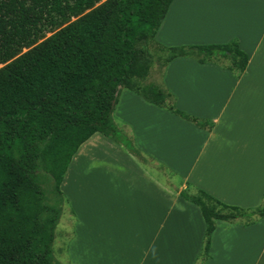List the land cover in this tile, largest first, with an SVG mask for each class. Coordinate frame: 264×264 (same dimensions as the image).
Instances as JSON below:
<instances>
[{"label":"crops","instance_id":"crops-1","mask_svg":"<svg viewBox=\"0 0 264 264\" xmlns=\"http://www.w3.org/2000/svg\"><path fill=\"white\" fill-rule=\"evenodd\" d=\"M234 39L248 55L240 75L176 56L157 84L210 128L120 86L114 118L146 160L100 130L78 147L59 185L67 264H198L207 224L182 190L264 205V0H173L155 33L167 52ZM206 264H264V217L216 220Z\"/></svg>","mask_w":264,"mask_h":264},{"label":"trees","instance_id":"trees-1","mask_svg":"<svg viewBox=\"0 0 264 264\" xmlns=\"http://www.w3.org/2000/svg\"><path fill=\"white\" fill-rule=\"evenodd\" d=\"M172 1L105 0L40 41L30 43L28 50L0 67V264H63L54 258L53 250L62 209L48 201L40 182L48 155L54 158L52 163L56 162L51 166L56 178L54 193L63 202L59 185L68 162L96 131L110 135L141 161L146 160L114 118L121 85L191 122L213 126V122L177 108L166 88L139 83L152 64L148 44H156L155 33ZM85 3L86 0H7L0 12L2 19L23 26L21 31L30 34L34 29L29 19L34 15L40 23L51 10L68 18L69 14L82 12ZM57 20L52 19L51 24ZM11 33L5 34L4 40H11L10 35L16 38ZM176 56L215 62L237 75L245 71L248 63V55L237 39L172 47L164 61ZM221 58L231 64L220 63ZM181 194L201 208L207 224L198 264H206L216 220L257 217L248 224L264 217V205L254 209L228 205L203 190H182Z\"/></svg>","mask_w":264,"mask_h":264},{"label":"rangeland","instance_id":"rangeland-1","mask_svg":"<svg viewBox=\"0 0 264 264\" xmlns=\"http://www.w3.org/2000/svg\"><path fill=\"white\" fill-rule=\"evenodd\" d=\"M104 1L105 0H86V3H85L86 6L83 8L82 12L80 11V13H78V14L77 13L69 14L70 16L68 15L69 16L68 18H63V16H62L63 14H60V13L55 15V14H53V11L51 10L49 13H47L48 15L46 14L47 18L44 19L43 22H42V18H41V23H40L39 18L36 15H34L33 17H31V19H29V22L31 23L30 27H32L34 29V30H32L33 33H30V34H29V31L28 32L26 30L21 31L20 28L23 26L20 27L16 23H11L8 20L2 19L4 15L0 12V62L5 63L9 60H12L17 55L28 50L30 48L31 44H34L35 42L40 41V39L42 37L50 35L52 33V31H54L60 25L66 23L67 21H69L71 19L76 18L79 14H81L83 12H87L90 9L95 8L97 5L101 4ZM56 17L58 18V20H57L58 22L55 25H52L51 20L55 19ZM41 25L44 27H42ZM4 32H6V33H4ZM39 32L42 33V35L40 34L41 36L38 35L34 39L31 38V36L33 37V35H35ZM7 33H11L16 38H14L10 35L9 38L11 40H4V38H6L5 34H7ZM26 35H28V36H26ZM12 40H15V41H12ZM26 42H28V43H26ZM147 49L152 53L151 54L152 55L151 58H153L152 64L150 66L149 72L146 75V77H144V79L139 81V83L140 84H145V83L160 84L161 83V77H162V69H163V65H164V59H165V56L167 55L168 52L165 51L159 45L154 44V43H149ZM219 62L223 63L225 65L231 64L230 61H227L223 58L219 59ZM53 159H51V156L48 155L46 157V159L44 160L43 166L41 168L42 175L40 174V182H41V185H42L44 191L46 193H48L47 194L48 201L50 203L57 204L62 209V213L60 215L59 221H58L56 229H55V235H56L57 239L55 238L53 250H54V258L56 260L62 262L63 264H67L66 257L64 256V253L62 252V250H64V249H62L59 246L61 243V239H63V237L61 235V227L65 224L64 214H63L64 213V202L60 198H58V195H56L54 193V189L56 187V178L54 177V172L52 171L51 166H52V164L56 165V162L52 163ZM60 167H61V165H60ZM153 169H156V168L153 167ZM59 170H61V169H59ZM168 183L171 185V181H168ZM58 200L60 201V203H58ZM62 215H63V218H62ZM256 218L257 217H252L250 219L245 218V219H241L240 221L246 223V222H249L250 220L256 219Z\"/></svg>","mask_w":264,"mask_h":264}]
</instances>
